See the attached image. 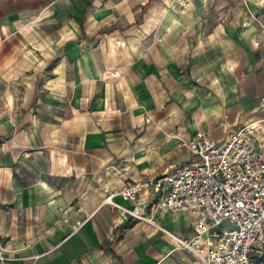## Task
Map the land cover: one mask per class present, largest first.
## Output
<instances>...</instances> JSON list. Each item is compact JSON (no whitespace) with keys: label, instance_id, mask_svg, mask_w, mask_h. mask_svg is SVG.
I'll list each match as a JSON object with an SVG mask.
<instances>
[{"label":"crops","instance_id":"1","mask_svg":"<svg viewBox=\"0 0 264 264\" xmlns=\"http://www.w3.org/2000/svg\"><path fill=\"white\" fill-rule=\"evenodd\" d=\"M262 99L264 0H0V264H201L164 232L192 239L193 214L104 199L199 133L264 131Z\"/></svg>","mask_w":264,"mask_h":264},{"label":"built area","instance_id":"2","mask_svg":"<svg viewBox=\"0 0 264 264\" xmlns=\"http://www.w3.org/2000/svg\"><path fill=\"white\" fill-rule=\"evenodd\" d=\"M261 102L264 105V99ZM260 133L264 136L256 123L243 124L221 142L199 133L186 144L187 162L159 179L127 182L105 203L144 222L138 196L148 187L154 211L195 216L192 239L164 232L201 264H264L255 260L264 258V149L254 143ZM115 195L134 206L122 208L112 200ZM4 250L0 243V261Z\"/></svg>","mask_w":264,"mask_h":264},{"label":"rangeland","instance_id":"3","mask_svg":"<svg viewBox=\"0 0 264 264\" xmlns=\"http://www.w3.org/2000/svg\"><path fill=\"white\" fill-rule=\"evenodd\" d=\"M23 25V24H22ZM25 26V25H24ZM24 29V27H22L20 30H23ZM155 30L158 32L159 30H160V27H159V24H156V27H155ZM22 32V31H21ZM21 32H19L20 33V35H21ZM77 36L78 37H82V35L81 34H77ZM19 38L21 39V40H23L22 39V36H19ZM110 42L109 43H107V44H105V46H113V45H115V44H117L118 46H120V45H124V42L122 43V42H118V43H115L114 42V40H109ZM154 41H159V39H154ZM98 46H100V42H96V41H94L93 43H91V44H89V48H98ZM49 69V68H48ZM109 76H111L110 74H109ZM53 77V75L51 74V73H49L48 71H44V73H43V76H42V78H41V80H40V84H41V86L42 85H44L45 84V82L46 81H48L50 78H52ZM15 85V87H17V88H19L20 89V91H22L23 89H24V83L22 82V81H17V84H14ZM19 91V92H20ZM21 93L22 92H20V95H17V96H15V98L17 99V101L21 98ZM33 112L34 113H36L37 114V116L36 117H39L38 116V114H39V111L38 110H33ZM40 113H41V111H40ZM42 117H45L46 118V115H41V117H39V119H42ZM256 261L258 260V258L257 259H255Z\"/></svg>","mask_w":264,"mask_h":264}]
</instances>
